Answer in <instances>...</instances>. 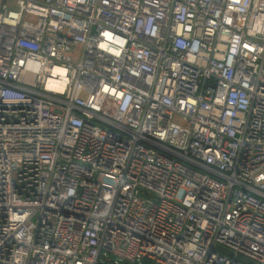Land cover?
<instances>
[{"label": "built area", "instance_id": "2783aa9c", "mask_svg": "<svg viewBox=\"0 0 264 264\" xmlns=\"http://www.w3.org/2000/svg\"><path fill=\"white\" fill-rule=\"evenodd\" d=\"M264 264V0H0V264Z\"/></svg>", "mask_w": 264, "mask_h": 264}, {"label": "rangeland", "instance_id": "374dc122", "mask_svg": "<svg viewBox=\"0 0 264 264\" xmlns=\"http://www.w3.org/2000/svg\"><path fill=\"white\" fill-rule=\"evenodd\" d=\"M246 263H248V264H252L251 262H249V261H247V260H245V259H243Z\"/></svg>", "mask_w": 264, "mask_h": 264}]
</instances>
